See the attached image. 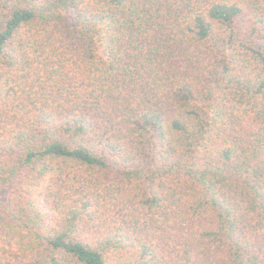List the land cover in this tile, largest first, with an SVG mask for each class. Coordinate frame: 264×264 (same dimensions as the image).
Instances as JSON below:
<instances>
[{
	"label": "trees",
	"instance_id": "obj_1",
	"mask_svg": "<svg viewBox=\"0 0 264 264\" xmlns=\"http://www.w3.org/2000/svg\"><path fill=\"white\" fill-rule=\"evenodd\" d=\"M0 264H264V0H0Z\"/></svg>",
	"mask_w": 264,
	"mask_h": 264
}]
</instances>
